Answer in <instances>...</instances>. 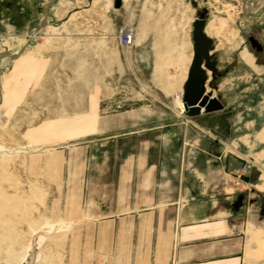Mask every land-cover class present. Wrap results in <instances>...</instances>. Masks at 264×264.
I'll list each match as a JSON object with an SVG mask.
<instances>
[{"label": "rangeland", "instance_id": "rangeland-1", "mask_svg": "<svg viewBox=\"0 0 264 264\" xmlns=\"http://www.w3.org/2000/svg\"><path fill=\"white\" fill-rule=\"evenodd\" d=\"M59 2L65 3L60 17L56 16ZM114 3L0 0V53L14 54L23 48L41 20H59L56 27H42L29 46L45 42L60 53L64 84H101V91L95 93L100 115L142 113L161 122L177 115L191 137L177 135L175 146L207 149L212 170L220 166V155L241 156L245 161L240 160L239 176L230 183L244 193L247 219L264 228V134H258L264 127V0H121L119 8ZM202 13L205 28L212 20L228 23L220 36L209 37L217 73L208 72L206 83L207 92L221 101L224 110L190 119L176 100L182 99L183 85L170 91L166 87L168 78L178 73L173 64L179 55L185 58L187 76L193 59L192 25ZM125 26L134 32L129 47L119 42ZM250 37L261 44V53L250 47ZM22 40L25 43H19ZM242 51L252 56L253 68L241 60ZM27 57L21 56V63ZM156 65L161 68L159 77L154 75ZM57 112L49 107L47 117L55 118ZM63 112L66 134L72 127L73 109L64 107ZM94 117L91 109L86 120ZM178 126L169 128L179 133ZM52 135L56 134L49 132L48 144L41 147L29 145L14 131L0 130V264H111V252L104 257L96 249L104 242L98 235L104 229L130 227L121 220L115 225L102 222L121 212L114 203L120 161L115 149L121 143L97 137L88 144L90 139L71 140L69 135L60 142ZM85 145H93V157ZM204 159L186 157L190 184H203L198 173L206 165ZM211 179L216 181L213 174ZM88 196L97 203H89ZM112 240L110 236L105 242L111 246L121 239Z\"/></svg>", "mask_w": 264, "mask_h": 264}, {"label": "crops", "instance_id": "crops-1", "mask_svg": "<svg viewBox=\"0 0 264 264\" xmlns=\"http://www.w3.org/2000/svg\"><path fill=\"white\" fill-rule=\"evenodd\" d=\"M53 49L41 42L27 46L20 57L0 61V130L14 131L29 145L41 147L48 144L49 132L56 134L50 138L60 142L65 135L71 140L90 139L88 144L97 137L120 141L121 147L115 149L120 161L114 203L121 212L102 222L115 225L121 220L130 227L101 231L98 235L104 242L97 253L103 251L107 257L110 251L111 264H264V228L247 219L244 193L230 183L239 176L238 165L244 159L220 155V166L212 170L207 149L176 147L177 135L191 137L186 136L185 123L177 115L161 122L159 117L142 113L98 114L100 100L95 93L103 86L90 82L65 85L58 61L61 55ZM26 55H30L27 63H21V56ZM49 107L59 109L55 118L47 117ZM64 107L73 109L72 127L66 134ZM91 109L95 117L88 122ZM139 123L146 125L137 128ZM177 125L179 133L173 131L177 128H169ZM258 134H264V127ZM92 146L85 148L93 157ZM190 154L205 157L206 165L200 166L198 173L203 181L200 186L186 178V157ZM84 162L89 163V158ZM88 200L97 203L92 196ZM110 236L111 241L113 236L121 240L110 246L105 242Z\"/></svg>", "mask_w": 264, "mask_h": 264}, {"label": "water", "instance_id": "water-1", "mask_svg": "<svg viewBox=\"0 0 264 264\" xmlns=\"http://www.w3.org/2000/svg\"><path fill=\"white\" fill-rule=\"evenodd\" d=\"M115 8L121 6V0H115ZM201 18L193 23L192 43H193V59L187 72L186 80L182 87V105L185 114L191 118L201 115V113L212 114L224 110V105L210 92L206 90L208 80V72L215 75L217 73L216 62L213 61L211 51L213 50L212 40L205 35V19L203 14ZM45 19L41 20L40 25L34 30L33 34H37L41 27L46 26ZM50 25L56 22L49 23ZM249 44L256 52H261L263 47L253 37H250ZM28 40L27 45L30 44ZM20 49L18 51L21 52ZM17 53V54H18ZM17 55H10L6 52L0 53V61L4 58H15Z\"/></svg>", "mask_w": 264, "mask_h": 264}, {"label": "bare ground", "instance_id": "bare-ground-1", "mask_svg": "<svg viewBox=\"0 0 264 264\" xmlns=\"http://www.w3.org/2000/svg\"><path fill=\"white\" fill-rule=\"evenodd\" d=\"M100 0H97V2H99ZM102 1V0H101ZM65 7V3L64 2H59L58 4V8L56 10V16L60 17L59 13H60V9L64 8ZM230 20V19H229ZM225 21V20H224ZM222 20L218 21V23H216L215 21H210L206 28H204V32H205V35L208 36V37H217V36H220L221 33H223L222 31L226 28V26H228V23L224 22ZM46 26L45 27H56L57 26V23L59 22V20H55L53 22H56V24L54 25H50L49 23L51 22H48L46 20ZM40 25V24H39ZM42 28V27H41ZM35 30V29H34ZM34 30L30 33V36L28 38L29 39H33L34 36H36L37 34H33L34 33ZM40 31V30H39ZM27 40V42H28ZM134 41V40H133ZM27 42L25 43L24 40L19 41V43H25L24 47L21 48V52L18 53V51L14 54H10V55H17L16 57H20V55L22 54V52L24 51V49L26 48V46H29V44L27 45ZM134 43V42H133ZM2 47L8 49L9 46L7 44H4L2 45ZM3 52H6V51H3ZM2 52V53H3ZM7 53V52H6ZM18 53V54H17ZM211 53V52H210ZM9 54V53H7ZM15 57V58H16ZM9 58V57H8ZM28 58H24L22 60L23 63H27L28 61ZM240 58L241 60L244 62L245 65H247L248 67H251L253 68V59L251 57V55L247 52V51H242L241 54H240ZM5 59V58H4ZM3 60V59H2ZM173 66L176 68V70L178 71L177 75L176 76H173V77H170L168 78V82H167V89L166 91H170L171 88L173 87H176L177 85H180V84H184L185 80H186V69H185V58H183V55H179V57L177 58L176 62L173 64ZM190 67V66H189ZM160 72H161V68L159 65H156V67L154 68V75L156 77H159L160 75ZM208 81V80H207ZM183 87V86H182ZM183 94V92H182ZM176 100L179 101V102H182V99L180 96H177L176 97ZM183 107V105H182ZM183 113L184 110H183ZM202 114V113H201ZM187 116V115H186ZM200 116V115H199ZM197 116V117H199ZM188 118L192 119L191 117L187 116ZM193 118H196V117H193Z\"/></svg>", "mask_w": 264, "mask_h": 264}, {"label": "built area", "instance_id": "built-area-1", "mask_svg": "<svg viewBox=\"0 0 264 264\" xmlns=\"http://www.w3.org/2000/svg\"><path fill=\"white\" fill-rule=\"evenodd\" d=\"M134 40V32L133 29L129 26H125L121 29L119 34V42L123 47H129L133 45Z\"/></svg>", "mask_w": 264, "mask_h": 264}, {"label": "flooded vegetation", "instance_id": "flooded-vegetation-1", "mask_svg": "<svg viewBox=\"0 0 264 264\" xmlns=\"http://www.w3.org/2000/svg\"><path fill=\"white\" fill-rule=\"evenodd\" d=\"M203 14V13H202ZM201 15V14H200ZM204 16H203V19H205V14H203ZM200 18H201V16H200ZM199 18V19H200ZM256 40V39H255ZM257 41V40H256ZM259 43V42H258ZM260 44V43H259ZM254 50V49H253ZM255 51V50H254ZM256 52V51H255ZM262 52V51H261ZM261 52H256V53H261ZM252 57V56H251ZM213 60V59H212Z\"/></svg>", "mask_w": 264, "mask_h": 264}]
</instances>
